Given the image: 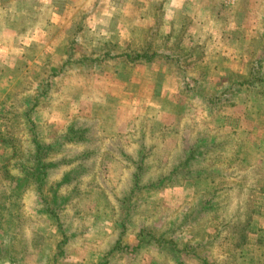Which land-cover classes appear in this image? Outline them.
<instances>
[{"label":"rangeland","instance_id":"obj_1","mask_svg":"<svg viewBox=\"0 0 264 264\" xmlns=\"http://www.w3.org/2000/svg\"><path fill=\"white\" fill-rule=\"evenodd\" d=\"M99 1L89 10L82 0H0V47L20 46L4 32L31 31L19 27L34 18L27 5L41 22L102 20L51 27L72 36L65 63L28 49L17 73L22 51L0 48V264H264V0L244 19L228 0L212 12L221 36L248 25L234 63L242 75L219 72L228 57L203 44L182 56L192 0L184 25L167 19L170 0ZM113 2L116 12L135 3L156 24L113 25ZM200 22L213 32L209 17ZM218 112L231 114L232 133Z\"/></svg>","mask_w":264,"mask_h":264},{"label":"crops","instance_id":"obj_2","mask_svg":"<svg viewBox=\"0 0 264 264\" xmlns=\"http://www.w3.org/2000/svg\"><path fill=\"white\" fill-rule=\"evenodd\" d=\"M194 6L189 5V9L191 7L196 8V10L198 11L196 14V16H193V28L191 25V32H184L183 33V37L181 38L180 41H183L184 43L181 44L180 46L182 47V52L184 54H182V56H187L190 54V52H192V54L194 55L195 52L199 49L197 48L199 44H203V46L205 47L206 51L208 50V54L207 56H223L225 55L226 57H228V61L227 64L228 66H224V67H219V72H225L227 74H232V73H236L239 75H242L244 70L241 69L238 66H235V62H237L235 59L239 58L241 56H244L243 50L246 48V46L248 45V37H247V32L248 31V25L245 24L242 20V22L238 23H233L231 24L232 27H234L235 31L237 30V32L235 34H232L231 38H229V34L227 32H225L224 36H221V34H218V31L215 27L212 25V18H213V9L218 8L220 6H222L224 3L226 4V2H223L225 0H204L205 2L203 4H201V2H198V0H192ZM231 4L230 7L232 6L231 9L234 10L233 12V17H242L243 19L245 17H247L251 12L250 10L254 9V7H252L251 2L255 1V0H228ZM188 0H170L168 4H166L165 6V10L167 9V19L169 18L171 21H175V22H180L181 25H184L186 23V15L190 14L187 13L185 14L188 4H187ZM82 4L80 5L81 8H86V9H93L94 7L100 8L103 7L104 2L96 0L93 3H90L89 0H82L81 2ZM135 3H129L127 6L129 7H123V11L121 12H116V7L117 4L116 2H113L112 5H114L115 9L113 11V17H111L112 19V24L115 25L116 23L119 24V27H121L120 24H123L125 22H129V23H133L134 25H140V26H144L145 27H150L153 26L154 24H156V22L154 23L155 20V16H153L152 14H149L147 16H144L143 18L139 17L137 15V13L135 12ZM201 4V5H200ZM28 7H31L33 12H31V14L33 15L34 18H29V17H24L22 18V23L19 24V27H21L22 29L26 28H31V31L26 32V35H19V32H13V34H10L12 32H4L2 34L1 40H6L9 39L8 37H10V35L14 36L18 41H20V46L15 45V44H7V45H2V47H0L3 51L5 52L6 50H8L9 54L11 53V51H13V48L16 47V49L21 50V52H19L20 57H22L19 60L20 63V68H18L16 70L17 73H22L23 71L26 70V66H30V62H27V59H24V57H29V53L27 52V50H32L34 51L36 54H38L37 56H39L40 54L46 53L47 56H50L51 58L53 56H60L63 57L62 58V63L66 62V46H67V41L71 39L72 36L68 35L67 32H56L57 30H62V29H53L51 30L52 26L58 25L61 26L62 24L64 25H69L72 24L73 21L78 22L79 24L85 20L84 22L86 24H90L92 23V20L94 21V24H98L99 21H102L101 19H99L98 17L96 18H74L73 15H70V17H66L63 18V20H60L58 22V19H54L52 18V21H47V22H41V17L37 18V14L35 13V11H38V8L34 5H27ZM181 6V8H180ZM147 7L151 8V6ZM133 9L134 13L130 10H126V9ZM146 8V6H144V9ZM200 8L204 9V12H202V14L200 13ZM185 12V13H184ZM140 13H142V10H140ZM195 13V12H194ZM253 14V13H252ZM165 12H164V18H166ZM251 15V14H250ZM131 17V20L129 21H124L123 19L126 17ZM209 17L210 19V26H212V28H214L213 32H211L210 34H206L204 33V30L199 29V27L201 26V22H200V18L202 17ZM196 18V19H195ZM200 22V23H199ZM154 23V24H153ZM55 28V27H54ZM21 29V30H22ZM121 29V33L119 35V39L122 41H127V40H131L133 38H135V36H137V30H139L140 28L138 27V29H134L131 28V30L125 31ZM204 29V28H203ZM20 30V29H19ZM9 31V30H8ZM60 35V36H59ZM22 37V38H20ZM10 40V39H9ZM56 40H60L59 43H57V47L55 48V44L54 42H56ZM213 40V41H212ZM225 41V47L223 52L220 53H215L214 51H216L218 48L214 49L215 46L213 45L214 41ZM212 41V42H211ZM228 41H231V44H227ZM207 42V43H205ZM209 43V44H208ZM207 46V48H206ZM192 48V49H191ZM215 53V54H214ZM22 55V56H21ZM258 56L264 57V50L260 51L258 54ZM211 60L210 65L208 66V72H212L214 70V68L212 67V63L214 60H212L211 58H209ZM27 63V64H26ZM22 64V65H21ZM217 71V69H216ZM177 81V80H176ZM235 84H232V82L228 83L227 88L230 87H234ZM80 95L83 97L84 96V91H82L80 93ZM259 101V100H257ZM150 104H152L151 101H148ZM108 103V102H107ZM260 104H262V102H259ZM264 104V103H263ZM173 115H177V113H172ZM224 115V128L226 130V133H232L233 131L231 130V127L228 125L230 124V118L231 114H226V113H220L218 112V115L223 116ZM259 120H264V111L261 113L260 119ZM232 135V134H231Z\"/></svg>","mask_w":264,"mask_h":264},{"label":"trees","instance_id":"obj_3","mask_svg":"<svg viewBox=\"0 0 264 264\" xmlns=\"http://www.w3.org/2000/svg\"><path fill=\"white\" fill-rule=\"evenodd\" d=\"M128 56H129V55H128ZM255 80H256V79H255ZM250 84H253V86H256V83L253 82V81H250ZM243 86H244V85H243ZM190 159H191V158H189V161H190ZM36 160H38V158H36ZM189 161L186 160V163L189 164V163H188ZM187 164H185V165H187ZM42 167H43V164H38L32 172H28V175L32 174L33 172H34V174H41V173H42ZM140 167H141V166H140ZM140 170H141V169H140ZM135 175H136V176H135V177H136V182H138V179H139V177L141 176V172H138V173H136ZM41 181H42L41 178H37V182L40 183ZM43 185H44V183H43ZM45 185H46V184H45ZM19 188L21 189V183L17 184V190L14 191V194L17 195V197H19V195L22 194V192L19 191ZM58 199H59V198H53V200H54V203H53L54 206L59 205ZM58 216H59V214H56V219H57ZM57 221H58V220H57ZM58 225H59L60 227H62V223H61L60 220L58 221Z\"/></svg>","mask_w":264,"mask_h":264}]
</instances>
